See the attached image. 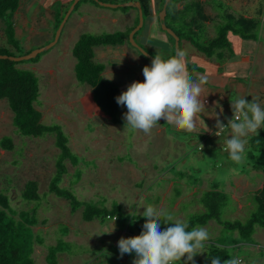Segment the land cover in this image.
Wrapping results in <instances>:
<instances>
[{
  "label": "rangeland",
  "instance_id": "obj_1",
  "mask_svg": "<svg viewBox=\"0 0 264 264\" xmlns=\"http://www.w3.org/2000/svg\"><path fill=\"white\" fill-rule=\"evenodd\" d=\"M160 1L149 0L150 7H156L157 17L161 12L160 9L162 10ZM190 1L197 0H184L179 4L180 8H182L184 3ZM200 1L203 2L207 13L214 18V22H211L209 25L207 24L208 27H205V23L202 24L204 27L202 31L198 32V37L201 41H207L216 37L218 27L222 23V19H218L216 15V13L219 15L222 12L218 7H223V11L229 9L230 13L236 16H240L241 14L237 10L238 8L243 10L247 8V11L242 12L243 14L259 19L261 27L258 30L256 40V44L259 43L257 59L258 64H264V0ZM83 3L85 2L83 1L77 10H73L58 43L50 50L44 52L40 63L33 64L28 62L17 66L19 69L32 71L36 74L40 87V97L36 106L44 116V124L60 125L69 138L71 151L78 156L79 165L77 167L67 162L68 172L60 184L61 187L72 189L77 197L84 202L108 208L112 207L114 203H118L123 208V216L127 217L128 221L137 215L143 217L142 213L146 210L144 208L149 205L157 208L158 200L161 199L163 201V197H167L162 212L164 216L172 215L175 222L176 219L174 218H179V212L171 208L174 201L177 200L176 193L181 191L182 195L179 194V196H187L189 192L186 193L187 189L178 185L173 189L167 188L168 182H148L147 177L149 174L146 175L147 177L145 176L147 166L144 164L147 163V160L151 159L158 169L156 174L162 176L166 174L184 176L185 181L183 180L182 182L187 186L200 185L204 183L205 179L211 180L214 178L216 180L214 183L219 185V191L229 194L232 199L225 209L222 219L224 221H241L242 223H246L252 214L256 212V205L251 196L262 189L263 177L261 173L255 171L242 173L240 170L241 164L230 160L229 153L226 151V143L222 145L223 139L219 138L220 136H216V140H214L218 143L216 145L217 148H212L209 144L204 145L200 137L195 136L192 145L187 146L190 155L185 160L187 164L185 166L184 164L181 165L182 160L185 158L182 155H177L181 150L179 142H182V136L179 134H172L168 131L166 141L162 146H156L155 141L149 140L146 145L152 144V150L150 149L152 154L151 152L146 153L144 152L146 146L142 140L143 134L140 130L133 129L130 126L125 130V126L113 125L109 118L96 107L92 100L91 88L80 84L76 80L74 69L76 60L72 54L73 46L77 38L83 33L101 35L115 32H129L136 25V21H134L132 27L126 23V19H120L117 24H104L105 22L100 18L119 17L123 14L121 8L111 9L93 4L102 11L94 13L91 10L83 9ZM67 4L68 0H25L24 6L19 14L15 15L14 20L17 22L23 16H26L30 27L31 24L36 25L37 22L49 20L51 22L50 31L54 32V21L49 19L48 13H55L61 7H68ZM72 4L69 9H72ZM131 10L136 9L131 8ZM192 15L193 12L188 13L187 17H192ZM79 16L86 19L84 24H80L77 18ZM148 21L149 19L145 21L144 27L135 37L136 42L143 47H145V43L142 40H144L146 31L148 30ZM40 26L42 25H38L37 28H40ZM30 27L25 29V34L21 31H18L16 34V40L20 42L22 51L30 53L51 43L47 41L49 39V29L41 27L40 30L36 29L32 33ZM159 30L163 32L161 27ZM132 31L129 32V35ZM3 32L5 33V25L3 24V20L0 19V44L3 42V44L7 45V35L3 34ZM29 39H31L32 44L29 43ZM229 40L232 43L235 56L244 50L247 51L252 48L251 46L243 47L240 44L241 38L237 35L229 34ZM170 42L173 44L171 40ZM247 43H249V40H247ZM152 45V47L146 46L145 49L154 57L158 51L162 54V58L167 59L166 50H157L163 44L153 41ZM189 46L192 47L190 43L182 42L186 64L189 62L194 68H202L206 74L210 75V66L207 65L210 63L205 61V64L197 57H193L188 51ZM128 47L134 54L139 55L142 59H146L131 45L128 44ZM99 49L107 52L104 64L108 69L111 66H115L116 63H121L124 66L126 64L127 68L131 69L122 72L112 71L111 76L108 73L106 75V77L113 79L118 84L122 94L127 91L129 85L137 82L136 75L139 71L142 72L143 68L132 66L134 63L128 57H121L119 55L118 58H114L115 53H122L121 50H118V47H102ZM12 51L16 56H19L18 51L14 49ZM225 54L226 56L223 60H219L215 56L222 70L231 71L235 69L239 76L244 77L246 73L245 65L230 63L231 60H235V56L232 59L229 51H226ZM199 55L204 57L203 54ZM27 66L35 70L28 69ZM259 68L260 66L258 67L257 65L254 72H258ZM196 73L200 74L203 72ZM244 82H247L248 87L252 86L253 90L259 89L258 91H261L264 95V75L255 81L249 75ZM226 89H229V85ZM257 94V91L252 92L251 95L247 96L246 101L251 102L252 97H259ZM230 97L231 102L232 99L240 96L234 91L230 94ZM127 111L126 106H121L122 118H124V114ZM12 118L13 113L7 101L0 100V140L7 137L11 138L14 142L13 151L0 149V193L7 194L10 197L11 208L16 212L30 211L39 207L38 218L40 223L34 228V237L43 239L44 244L39 246L40 248H37L38 250L33 258L36 264H46L48 247L56 245L59 240L66 241L62 237L67 233V228H71L68 223L75 216L72 215L70 206L66 200L49 193V184L55 174V162L60 154L59 149L55 146L54 136L47 135L43 138L23 137L17 134L12 124ZM167 151L169 154L165 155ZM129 165L132 167H128ZM232 169H236V171L232 172ZM77 173L81 174L80 181H77ZM139 176L143 177L142 181H139ZM29 180L38 182L39 193L42 197L40 202L25 201L21 198L22 189ZM211 186L208 187L209 190H212ZM188 201L189 199L186 200V202ZM139 205L142 208L141 212L138 209ZM188 212L189 210L185 212L183 222L188 223L191 217L194 216L192 215L194 213L202 214L199 211ZM164 216H162L161 220ZM76 217H81L82 223H89L83 220L82 210L76 213ZM96 223L97 221L90 222L92 228L98 229L99 226L95 225ZM112 223H119V228H122L124 224H128L124 219L120 218L118 222L106 220L104 227H111ZM202 227H205L209 231L211 238L206 242L204 260L198 257V261L195 262L196 264H206L205 259L209 255L208 248L212 243L226 245V243L229 244L233 239H236L237 236V233L225 232L221 227L219 228L216 222ZM92 238H96L99 243L95 245L92 242L85 241L82 245L77 243L67 244L64 253L62 252L58 255V260H61V255H67L71 258L70 261H72V255H76L73 256L75 259L86 261L85 257L87 255H94V253L99 252L100 244L107 245L104 233L100 230H97ZM227 250L228 259L236 255L242 259L243 264H264V230L257 228L249 244L239 245L238 247L230 246Z\"/></svg>",
  "mask_w": 264,
  "mask_h": 264
},
{
  "label": "trees",
  "instance_id": "obj_2",
  "mask_svg": "<svg viewBox=\"0 0 264 264\" xmlns=\"http://www.w3.org/2000/svg\"><path fill=\"white\" fill-rule=\"evenodd\" d=\"M73 1H71L64 11L58 12L54 21L55 31L53 40ZM83 1L99 6L95 1L81 0L76 5L75 10L80 7ZM100 1L115 4L138 1L143 6L145 21L151 18L152 12L149 0ZM183 1L171 0L167 7L166 17L167 26L180 37V50H182V42H188L206 57L212 58L216 56L219 60H223L226 56V51H229L233 55L232 44L229 40L230 33L245 40H257V33L261 27L259 19L236 16L230 13L229 9L223 11V7H218L222 12L217 18H221L222 23L218 27L217 35L207 41H201L198 37V32L202 31L204 27L202 24L205 23L206 27L207 23L214 22V18L206 13V8L202 1L186 2L180 8L179 4ZM160 3L163 9L165 0H161ZM19 8L20 0H0V19L3 20L7 35V45L0 44V55L16 56L12 51L13 49L18 51L19 56L29 53L22 51L20 42L16 40V24L13 21V17ZM121 10L128 12L131 8H121ZM160 11L162 10L160 9ZM191 12H193L192 17H187L188 13ZM138 23L139 17L137 18L135 27ZM129 32H115L101 35L84 33L79 37L72 50L73 56L77 61L75 66L76 80L80 84L91 88L94 104L115 125L126 124V121L121 117V107L116 102V97L120 95V89L114 82L105 77L106 66L96 60L95 49L98 47H118L129 44ZM166 35L175 45V40L167 33ZM143 48L145 49V47ZM174 54L175 51L173 52ZM43 55L44 53L28 62L38 63ZM28 62L17 63L0 59V100L7 101L13 113L12 124L17 134L30 138H43L47 135L54 136V143L59 149L60 154L55 162V174L49 184V193L66 200L73 214L82 210V218L86 222L95 220L103 222L108 218H116V220L121 218L128 222V230L130 232L141 235L146 218L137 215L128 221L127 217L123 216V209L118 203H114L112 207L108 208L84 202L77 197L72 189L61 187L60 184L68 172L67 162L76 167L79 165V159L71 151L69 138L63 128L60 125L44 124L43 114L36 106L40 97L38 78L34 72L17 67L19 64ZM187 67L188 73L194 79H198L194 76V73L199 69L194 68L189 62H187ZM224 124L227 126L228 122ZM228 130L230 128L226 129L219 138L224 137ZM216 131L217 129L213 131L215 137L217 136ZM0 149L13 151V140L7 137L2 138L0 140ZM246 151L248 159L241 164L240 170L242 173L250 171L259 172L263 177L262 189L251 196L256 205V212L252 214L246 223H242L241 221H224L222 219L223 213L232 199L229 194L219 191V185H215L211 191L206 192L199 199V203L205 212L201 215L192 216L188 221V231H191L196 226H206L210 222H216L225 232L237 233L236 239H233L229 244L212 243L208 248L209 255L205 259L206 264H212V261L217 258L223 264V261L228 259V247L249 244L257 228L264 230V127L258 130V135L255 134L248 137ZM76 177H78L77 181H80L81 174L77 173ZM179 194L177 193V195ZM21 198L25 201L40 202L42 197L39 193L38 182L29 180L25 183L21 192ZM38 211L39 207L30 211L16 212L11 208L10 197L7 194L0 193V264H36L33 258L35 245L44 244L43 239L34 237V228L40 223ZM161 224V230L163 231L166 227L173 224V222L168 221L165 223V219L163 218ZM66 246L67 244L62 240H59L56 245L49 246L46 256L47 264H59L58 255L65 251Z\"/></svg>",
  "mask_w": 264,
  "mask_h": 264
},
{
  "label": "crops",
  "instance_id": "obj_3",
  "mask_svg": "<svg viewBox=\"0 0 264 264\" xmlns=\"http://www.w3.org/2000/svg\"><path fill=\"white\" fill-rule=\"evenodd\" d=\"M71 1L72 0H68L67 6L71 3ZM24 2H25V0H20V8L14 14V17H13V21L15 22V24L17 23L16 24V34L18 33V31H21L22 33L25 34L26 33L25 29H28L30 27L29 20L27 19L26 16H23V18L19 19L17 22L14 20L15 15L19 14L22 7L24 6ZM66 8L67 7H61L60 9H57L55 11V13L49 12L48 13V16L50 17L49 19L51 21H55L58 12H60V11L62 12ZM82 8L86 9V10H91L94 13L102 12V11H100L99 7H96L95 5H93V3H89V2L83 3ZM136 10L123 12V14L120 15L119 17L110 16V17H104L105 19L103 17L100 19L103 22H105L104 24H109V23L117 24V23H119L120 19L121 20L126 19L127 20L126 23L130 24L132 27L134 21H137V18L139 17V13ZM237 10L241 13L240 16L248 17L242 13V12L247 11V8L245 10L238 8ZM151 12H152L151 18H149V21H148V30L146 31V36H145L144 40H142V41H144L145 47L146 46L152 47L154 45V44L152 45L153 41H156L158 43L163 44V46L159 47L157 50H159V51H161V49L166 50L165 52H166V55L168 56L167 57V59H168L171 57V55H173L175 47L170 42V39L166 35V33L161 32L159 30L160 21L158 20V17L156 16V14H157L156 13V7H151ZM206 13H207V10H206ZM208 15H210V14H208ZM216 15L218 16L217 13H216ZM77 18L79 19L80 24H84L86 22V19L84 17L79 16ZM248 18H251V17L249 16ZM263 22H264V19H263ZM210 23L211 22H209L207 24L209 25ZM54 24H55V22H54ZM38 25H42V26H40V28L46 27L47 29H49V31H48V38L49 39L47 41L51 42L53 40V37H54V32L52 30L50 31L51 22L49 20H47L45 22H37L36 25L31 24L30 28H31L32 33H34L36 31V29L40 30V28H37ZM208 25H207V27H208ZM134 27H135V25H134ZM3 34L6 35V33H4V32H3ZM230 34H232V33H230ZM79 37L77 38V40L79 39ZM77 40H76V42H77ZM252 41H253V43H252ZM29 43L32 44L31 39H29ZM256 43H257L256 39H251V40H249V43H247V40L241 38L240 44L243 47L251 46L252 48L247 50V51L244 50V51L238 53V55L236 54V56H235L234 50L232 48V52H233L232 59L235 56V60H231L230 63L245 65L246 73H245L244 77L239 76V74L235 71V69H233L231 71H223L222 67L220 66V64L218 63V61L216 60L215 57L205 58L206 57L205 55H204V57L200 56L199 54H202V53L195 50L194 47H193L194 48L193 49L191 46H189L188 51L193 57H195V58L197 57L203 63H205V61H208L210 63V64H207L208 66H210V70H209L210 75L206 74L205 71L202 70V68H200L201 70L199 69L200 71H196V72H203V73H200V74L196 73V72L194 73V76L196 78L205 77L207 80V83L202 85L203 92L201 94V99L205 101V110L202 113L198 114L199 125L195 131L187 132L185 130L177 128L173 122H167L166 120L161 119L160 122H157V124L152 128L150 134L146 135L142 130H140L143 134L142 140L144 141L145 146H146L144 149V152H146V153L151 152V154H152V151H151L152 150V146H151L152 144L146 145V143L149 140L155 141L156 146H158V145L162 146V144H164L166 141L165 139L167 137L168 131H170V133H172V134L176 133V134H179L180 136H182V138H181L182 142H179V145L181 146V150L179 151V153L177 155H182L183 158H185L182 160L181 165L184 164L186 166L187 164L185 163V160H186V158H189V155H190L189 154L190 152L188 153L187 146L192 145V143L194 142L193 138L195 136L200 137V140L204 143V145L209 144V146H211L212 148L213 147L217 148L216 145L218 143H217V141H214V140H216L215 139L216 137L213 135V131L216 129V127H215L216 118L218 116L223 123L228 122V120H230V119H233V112L231 109V102H230V98H231L230 94L231 93L236 91V93L240 97H245V99H246L247 96L251 95L252 92L254 93L257 91V93H258L257 95H259V97H258L259 102H261L262 106H264V95H263V93L261 91H258L259 89L253 90L252 86L248 87L247 82H244L247 80V77L249 75H250V77L253 78V81L258 79L260 76L264 75V64L263 63L258 64L257 56L259 53V49L257 50V48H258L259 43L258 44H256ZM252 44H253V46H252ZM1 45H5V44H3V42H1ZM99 48H102V47H98L95 49V58L98 62H101L104 64V61L107 58L106 57L107 52L103 51ZM118 50H121L122 53H120V52L115 53L114 58H118L120 55L121 57H128L130 60H132L134 63L132 66H140L142 68H144L145 66H149V67L151 66V62H149L146 59H142L139 55L134 54L131 51V49L128 47V44H125L123 46H118ZM40 61L38 63H40ZM38 63H33V64H38ZM76 63H77V61H76ZM184 63H185L186 70H187L188 67L186 64V60L184 61ZM257 65H258V67L260 66V68L258 69V72H254V70H256V68H257ZM30 66H33V65H30ZM71 66L73 67L72 64H71ZM75 66H76V64H75ZM28 67L29 66H27V68ZM28 69H33V68H28ZM203 69L205 70V68H203ZM33 70H35V69H33ZM124 70L129 71L131 69L127 68L126 64L124 66L121 63H116L115 66H111L109 69L106 66V70H105L104 75L106 77V75L108 73L111 76L112 71L122 72ZM140 72L141 71H139L138 74L136 75L137 81L138 82H145V77L143 75V71L141 73ZM187 72H188V70H187ZM106 78L115 83V81L113 79H111L109 77H106ZM115 84L118 86L117 83H115ZM228 85H229V89H226V87ZM120 95H121V91H120ZM92 97H93V93H92ZM43 120H44V116H43ZM166 123H167V126H166ZM113 125H115V124H113ZM122 126H126V124H124ZM230 134H231V129L228 130L226 135L221 138V139H223L222 145L225 144L226 139L230 137ZM253 135H255V134H252L250 136H253ZM213 136H214V138H213ZM154 153H156V152H154ZM166 154H169V152L167 151L165 153V155ZM150 162H152V163L150 164ZM144 165L147 166V168L145 169L146 170L145 176L147 174H149L148 177L146 176L148 182H152V183H156L158 181L168 182L167 188L173 189L174 187H176V185H178V186H183L185 189H187L186 193L189 192L187 196L177 195V197H176L177 200L174 201L171 209L179 212V218H174V219L184 221L185 212H187L188 210H189L188 213H193V212L199 211L203 214L205 212L204 208L199 203V199L201 198L203 193L205 194L206 192L211 191L208 188L209 186H211V184H212V186H211L212 189L215 187L216 184L214 182H216V180L214 178L211 180L205 179L204 183H201L200 185H192V186L189 185V186H187L186 184H184L182 182L183 180L185 181L184 176L172 175V174H169V175L166 174V175L162 176L160 174H156L158 172V169L156 168V165H154V163L151 159L147 160V163H145ZM128 167H132V166L129 165ZM162 173H164V172H162ZM139 178H140L139 181H142L143 177L139 176ZM189 188H190V190H189ZM177 193L181 194V191L180 192L178 191ZM166 199H167V197H163V201L161 199L158 200L156 207L159 210L163 211ZM188 199H189V201L186 202V200H188ZM138 209L140 210V212L142 211L141 205L138 206ZM72 215H74L75 217L73 218L72 221H69V223H68L69 227L71 226V228H68L67 233L64 235V237H62L64 239H66V241H65L66 244L77 243L79 245H82L85 243V241H88L89 243L92 242L93 244L97 245L99 242L97 241L96 238H92V237H94V233L97 232V230H100L102 233H104V238L107 240V245L100 244L99 245L100 246L99 252L94 253V255H87L85 257L86 261H80V260L75 259L73 256H76V255H72V261H70L71 260L70 257H68L67 255H65V256L61 255L60 256L61 260L59 261V264H88L89 262H90V264H133V260L135 259V254L134 253L131 255L125 254L121 258L119 248H118V242L125 235L126 231H128L129 237L139 236V235L132 233L128 230V224H124V226L122 228H119L120 227L119 223H112L111 227H104V223L106 222V220H113V222H118V220H114L111 218H108L103 222L95 220V221H97V223L95 225L100 227V228L98 227V229H96V228H92V225L90 224V222L89 223H82L81 217L80 218L76 217V213L75 214L72 213ZM192 215H201V214L194 213ZM172 222H174V221L172 220ZM211 223L212 222H210L209 224H211ZM219 228H220V226H219ZM69 229H71L70 232H69ZM75 229H77V230H75ZM89 236H91V237L88 240ZM39 246H42V245H36L35 246L34 255L36 254V251L38 250L37 248H40ZM101 246H102V248H101ZM204 252H205V248L202 250L203 254H201L199 252L196 254L195 262L198 261V257H199V259L201 258L202 260H204V258H205ZM34 255H33V257H34ZM185 262H186V257L182 258L180 262H177V264H185ZM46 264H47V261H46Z\"/></svg>",
  "mask_w": 264,
  "mask_h": 264
},
{
  "label": "clouds",
  "instance_id": "obj_4",
  "mask_svg": "<svg viewBox=\"0 0 264 264\" xmlns=\"http://www.w3.org/2000/svg\"><path fill=\"white\" fill-rule=\"evenodd\" d=\"M184 61L183 50L176 49L168 59L162 58L157 51L151 66L143 68L145 82H133L127 91L116 97V102L128 109L124 114L125 130L130 126L147 135L162 118L187 132L197 129L198 114L205 110L201 94L202 85L207 80L205 77L194 79L187 72ZM231 109L234 118L228 120L227 126L217 116L215 133L220 136L226 129H231L225 142L226 150L231 161L243 164L248 159V137L258 135V130L264 127V106L258 97H252L251 102H247L245 97H236L231 100ZM144 209L142 215L146 223L141 235L122 237L118 242L121 258L134 253L133 264H177L186 257L185 264H195L196 254H203L202 250L211 238L209 231L202 226L188 231V223L181 220H176L162 231L164 213L151 205ZM164 219L167 223L173 217L169 214ZM212 264H221V261L217 258ZM223 264H243V261L234 255Z\"/></svg>",
  "mask_w": 264,
  "mask_h": 264
},
{
  "label": "water",
  "instance_id": "obj_5",
  "mask_svg": "<svg viewBox=\"0 0 264 264\" xmlns=\"http://www.w3.org/2000/svg\"><path fill=\"white\" fill-rule=\"evenodd\" d=\"M81 0H74L72 4V9H69L66 15L64 16V19L59 26L54 40L48 44L45 47H41L38 49L33 50L32 52L22 55V56H9V55H0L1 60H10L13 62H28L33 59H36L40 54L44 53L47 50H50L53 48L59 41L62 31L72 14L73 10L75 9L76 5L80 2ZM95 1L99 4V6L104 7V8H111V9H118V8H134L137 9L139 13V23L136 28L133 29V31L129 35V44L136 49L142 56H144L149 62L152 63V60L154 59V56L150 54L148 51H146L140 44L136 42L135 35L144 27L145 23V16L143 13V6L141 2H126V3H107V2H102L100 0H92ZM171 0H165L164 6L162 11L159 13V21H160V26L162 30L167 33L169 36H171L175 40V51L176 49H180V37L177 36V34L167 26L166 24V17H167V7L169 5Z\"/></svg>",
  "mask_w": 264,
  "mask_h": 264
},
{
  "label": "built area",
  "instance_id": "obj_6",
  "mask_svg": "<svg viewBox=\"0 0 264 264\" xmlns=\"http://www.w3.org/2000/svg\"><path fill=\"white\" fill-rule=\"evenodd\" d=\"M234 118V117H233ZM226 126V125H225ZM222 135V134H221ZM221 135H220V137H221ZM219 137V136H218ZM114 220H116V218H113ZM127 234V235H126ZM123 238H129V236H128V231H126L125 232V235L123 236Z\"/></svg>",
  "mask_w": 264,
  "mask_h": 264
}]
</instances>
